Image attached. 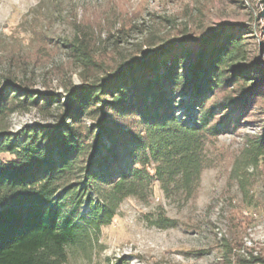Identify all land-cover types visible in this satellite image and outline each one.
Segmentation results:
<instances>
[{
    "label": "trees",
    "instance_id": "obj_1",
    "mask_svg": "<svg viewBox=\"0 0 264 264\" xmlns=\"http://www.w3.org/2000/svg\"><path fill=\"white\" fill-rule=\"evenodd\" d=\"M187 32L169 47L151 36L111 66L76 40L80 86L0 90V264H69L99 242L123 201L147 202L156 183L166 197L193 199L209 146L248 119L263 131L246 136L245 152L264 163V66L232 26L201 32L196 48ZM32 109L51 123L10 132L8 118ZM152 224L172 222L161 213ZM225 241L228 264H264L255 250L234 254L241 240Z\"/></svg>",
    "mask_w": 264,
    "mask_h": 264
},
{
    "label": "rangeland",
    "instance_id": "obj_2",
    "mask_svg": "<svg viewBox=\"0 0 264 264\" xmlns=\"http://www.w3.org/2000/svg\"><path fill=\"white\" fill-rule=\"evenodd\" d=\"M227 25L247 38L251 60L264 66V0H0V90L9 82L54 94L80 86L69 47L76 40L111 66L151 36L169 47L188 28L196 48L201 32ZM50 123L35 109L7 120L12 133ZM262 131L248 119L212 143V165L193 199L166 197L156 183L147 202L123 201L99 242L69 264H228L225 240L244 244L234 254H264V163L254 165L245 152L246 136ZM161 213L170 227L152 224Z\"/></svg>",
    "mask_w": 264,
    "mask_h": 264
}]
</instances>
